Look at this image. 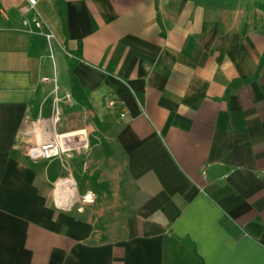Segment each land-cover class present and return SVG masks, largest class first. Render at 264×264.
<instances>
[{
	"label": "crops",
	"instance_id": "0c3cea01",
	"mask_svg": "<svg viewBox=\"0 0 264 264\" xmlns=\"http://www.w3.org/2000/svg\"><path fill=\"white\" fill-rule=\"evenodd\" d=\"M23 3L0 0V264H264V0H38L51 45ZM108 75L144 81L137 116ZM55 106L114 236L58 204L72 155L29 156Z\"/></svg>",
	"mask_w": 264,
	"mask_h": 264
},
{
	"label": "built area",
	"instance_id": "2783aa9c",
	"mask_svg": "<svg viewBox=\"0 0 264 264\" xmlns=\"http://www.w3.org/2000/svg\"><path fill=\"white\" fill-rule=\"evenodd\" d=\"M38 0H24V3L21 5V12L24 14H32V22L35 25L37 31L45 36L51 45L56 36L52 29L46 24L45 20L42 18L41 14L37 10ZM71 56V55H70ZM73 57V56H71ZM45 81H49V78H44ZM117 101L112 98L110 100L111 106H116ZM61 116L58 108L55 106L53 113L54 120V134L47 141L38 144L37 146L29 150V156L33 160H54L62 157V155L71 149L76 147V144L68 143L69 139L74 136L73 133L69 134H59L56 132V125L60 121ZM86 200L88 198L86 197Z\"/></svg>",
	"mask_w": 264,
	"mask_h": 264
},
{
	"label": "rangeland",
	"instance_id": "374dc122",
	"mask_svg": "<svg viewBox=\"0 0 264 264\" xmlns=\"http://www.w3.org/2000/svg\"><path fill=\"white\" fill-rule=\"evenodd\" d=\"M58 126L59 124H57V127ZM92 135L91 138L95 139L96 135L93 136ZM74 153L73 152L66 153L72 155V157L70 158L67 157L66 159L64 157L65 160L60 165V169L64 177L72 174L71 176H69V179L72 180L75 179L77 184L76 200L78 201L75 203L74 207H72L70 210L76 213H82L83 211H85L87 214L90 213V215L96 219V228L98 229V232L105 233L106 236H114L115 233L114 228L116 224L115 218L117 217L120 210L114 208H107V209L100 208L101 205L103 206L101 201L99 203L98 201H96L95 203L90 204V206H85L83 204L82 197L84 196L85 191L88 189L86 183L87 178L83 177L82 168H81L82 164L78 163V157H76ZM79 160L81 159L79 158ZM50 164L51 163L48 161L38 162V170H42V171L47 170L51 168ZM51 187L54 188L55 186H51ZM79 209L81 210V212L79 211Z\"/></svg>",
	"mask_w": 264,
	"mask_h": 264
},
{
	"label": "trees",
	"instance_id": "16d2710c",
	"mask_svg": "<svg viewBox=\"0 0 264 264\" xmlns=\"http://www.w3.org/2000/svg\"><path fill=\"white\" fill-rule=\"evenodd\" d=\"M106 84L114 90L115 94L130 109L132 116H137L140 113L139 102L144 92V81L122 82L114 76L108 75Z\"/></svg>",
	"mask_w": 264,
	"mask_h": 264
},
{
	"label": "bare ground",
	"instance_id": "6f19581e",
	"mask_svg": "<svg viewBox=\"0 0 264 264\" xmlns=\"http://www.w3.org/2000/svg\"><path fill=\"white\" fill-rule=\"evenodd\" d=\"M75 184L72 180H61L57 184V202L62 206H71L76 198ZM68 200V201H67Z\"/></svg>",
	"mask_w": 264,
	"mask_h": 264
}]
</instances>
